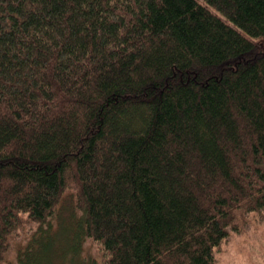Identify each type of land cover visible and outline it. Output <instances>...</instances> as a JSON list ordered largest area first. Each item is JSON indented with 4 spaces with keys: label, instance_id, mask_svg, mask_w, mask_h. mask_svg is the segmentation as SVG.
<instances>
[{
    "label": "trees",
    "instance_id": "trees-1",
    "mask_svg": "<svg viewBox=\"0 0 264 264\" xmlns=\"http://www.w3.org/2000/svg\"><path fill=\"white\" fill-rule=\"evenodd\" d=\"M258 38L264 0H0V264H214L264 208Z\"/></svg>",
    "mask_w": 264,
    "mask_h": 264
},
{
    "label": "rangeland",
    "instance_id": "rangeland-1",
    "mask_svg": "<svg viewBox=\"0 0 264 264\" xmlns=\"http://www.w3.org/2000/svg\"><path fill=\"white\" fill-rule=\"evenodd\" d=\"M254 220L244 232L233 233L222 243L220 251L215 252L217 260L214 264H264V208L256 213ZM82 254L87 258H80L79 262L89 264L92 252L88 244H84Z\"/></svg>",
    "mask_w": 264,
    "mask_h": 264
}]
</instances>
